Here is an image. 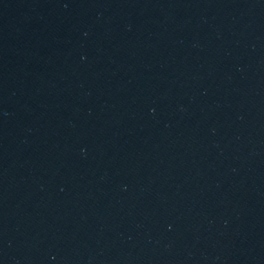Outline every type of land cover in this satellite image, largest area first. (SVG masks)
<instances>
[{"label":"water","instance_id":"1","mask_svg":"<svg viewBox=\"0 0 264 264\" xmlns=\"http://www.w3.org/2000/svg\"><path fill=\"white\" fill-rule=\"evenodd\" d=\"M0 264H264V0H0Z\"/></svg>","mask_w":264,"mask_h":264}]
</instances>
